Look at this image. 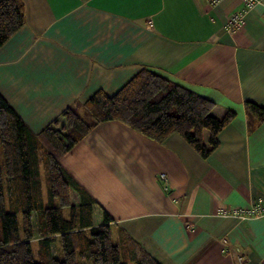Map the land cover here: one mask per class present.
Listing matches in <instances>:
<instances>
[{
  "label": "crops",
  "instance_id": "0c3cea01",
  "mask_svg": "<svg viewBox=\"0 0 264 264\" xmlns=\"http://www.w3.org/2000/svg\"><path fill=\"white\" fill-rule=\"evenodd\" d=\"M22 1L25 22L0 47V92L34 132L142 68L236 112L207 157L178 132L160 142L98 123L61 158L96 200L95 224L106 210L114 243L161 264H264V217L217 212L264 198V120L245 105L264 106V0L238 32L225 23L242 0Z\"/></svg>",
  "mask_w": 264,
  "mask_h": 264
},
{
  "label": "trees",
  "instance_id": "16d2710c",
  "mask_svg": "<svg viewBox=\"0 0 264 264\" xmlns=\"http://www.w3.org/2000/svg\"><path fill=\"white\" fill-rule=\"evenodd\" d=\"M24 22L22 0H0V47ZM245 105L250 117L264 120V106L250 100ZM218 106L142 68L115 93L97 90L82 105L67 107L36 133L0 92V264H161L129 240L126 244L124 239V246L114 243L110 228L114 219L106 210L102 222L95 224L96 200L80 188L61 158L98 123L109 120L121 121L160 142L178 132L207 157L218 146L221 129L236 115L229 108L220 113ZM42 169L47 176L48 205ZM65 207L70 209L69 218L62 216ZM35 213L41 260L34 258L31 245ZM57 237L61 256H56Z\"/></svg>",
  "mask_w": 264,
  "mask_h": 264
},
{
  "label": "built area",
  "instance_id": "2783aa9c",
  "mask_svg": "<svg viewBox=\"0 0 264 264\" xmlns=\"http://www.w3.org/2000/svg\"><path fill=\"white\" fill-rule=\"evenodd\" d=\"M242 1H243L242 9L231 13L225 23L226 28L231 32L240 31L245 23L246 13L256 4L261 3L263 0H242ZM161 177L164 180V184H167L166 174L162 173ZM217 212L224 216L238 217L241 220L248 219L251 217H264V198L246 206L221 208L218 209Z\"/></svg>",
  "mask_w": 264,
  "mask_h": 264
},
{
  "label": "rangeland",
  "instance_id": "374dc122",
  "mask_svg": "<svg viewBox=\"0 0 264 264\" xmlns=\"http://www.w3.org/2000/svg\"><path fill=\"white\" fill-rule=\"evenodd\" d=\"M3 156L0 153V162L2 161ZM42 190H43V196H44V202L46 205L49 204V195H48V185H47V176L46 172L44 169H42ZM73 202L77 200V195H73ZM55 203L58 204V200L55 199ZM62 216L64 218H69L70 216V209L68 207H65L62 209ZM95 220L98 221L97 215H95ZM22 221L20 220V232L22 233ZM34 231H35V237L31 241L33 253H34V258L36 260H41V255L39 253L40 249V243H39V231H38V225H37V215L36 213L34 214ZM115 240V239H114ZM116 241V240H115ZM54 246L56 247V256H61L62 255V249H61V243L59 237H57L56 241L54 242Z\"/></svg>",
  "mask_w": 264,
  "mask_h": 264
}]
</instances>
